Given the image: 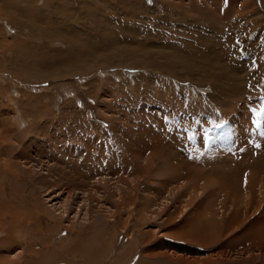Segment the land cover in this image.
Wrapping results in <instances>:
<instances>
[{"label": "rangeland", "instance_id": "rangeland-1", "mask_svg": "<svg viewBox=\"0 0 264 264\" xmlns=\"http://www.w3.org/2000/svg\"><path fill=\"white\" fill-rule=\"evenodd\" d=\"M0 264H264V0H0Z\"/></svg>", "mask_w": 264, "mask_h": 264}, {"label": "bare ground", "instance_id": "bare-ground-1", "mask_svg": "<svg viewBox=\"0 0 264 264\" xmlns=\"http://www.w3.org/2000/svg\"><path fill=\"white\" fill-rule=\"evenodd\" d=\"M163 155H164V154H163ZM158 156H159V155H158ZM161 157H162V156H161ZM164 157H168V154L165 153V156H164ZM168 158H169V157H168ZM168 158H164V159L167 160ZM171 166H172V165H171ZM255 167H256V166H255ZM249 168H250V167H249ZM253 168H254V167H252V170H253ZM250 170H251V169H250ZM255 170H256V168H255ZM255 170H253L252 172H255ZM257 170H258V169H257ZM255 173H256V172H255ZM250 175H251V174H250ZM250 175H248V176H250ZM253 175H254V174H253ZM250 177H252V176H250ZM247 182H249V181H247ZM190 185H191V184H190ZM188 186H189V185H188ZM188 186H187V187H188ZM191 186H192V185H191ZM201 187H202V186H201ZM166 256H167V255H166Z\"/></svg>", "mask_w": 264, "mask_h": 264}, {"label": "snow or ice", "instance_id": "snow-or-ice-1", "mask_svg": "<svg viewBox=\"0 0 264 264\" xmlns=\"http://www.w3.org/2000/svg\"><path fill=\"white\" fill-rule=\"evenodd\" d=\"M148 2H149V3H151V2H152V0H148ZM259 146H260V145H257V147H259Z\"/></svg>", "mask_w": 264, "mask_h": 264}]
</instances>
